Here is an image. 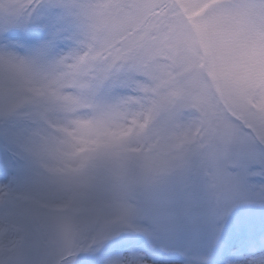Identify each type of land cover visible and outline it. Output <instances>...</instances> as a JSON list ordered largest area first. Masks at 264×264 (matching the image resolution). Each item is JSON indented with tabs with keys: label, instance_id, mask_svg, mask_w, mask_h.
Here are the masks:
<instances>
[{
	"label": "clouds",
	"instance_id": "obj_1",
	"mask_svg": "<svg viewBox=\"0 0 264 264\" xmlns=\"http://www.w3.org/2000/svg\"><path fill=\"white\" fill-rule=\"evenodd\" d=\"M18 2L34 13L32 19L47 13L68 47L59 53L52 49L33 63L32 50L0 39V146L19 168L12 183L0 185V248L21 247L26 264H108L113 257L155 264L163 249L147 213L190 202L188 208L204 218L230 207L249 188L210 186L202 115L190 106L192 97H202V107L222 110L221 92L245 83L244 63L229 44L234 22L216 11L239 0H204L205 29L185 34L187 43L179 48L182 59L195 62L179 77L186 95L162 112L154 104L169 89L151 91L156 82L129 73L126 66L115 69L101 88L79 86L81 78L95 85L104 67L102 59L91 56L108 37V26L95 40L92 35L101 24L98 6L117 0H74L70 7L57 0ZM106 11L116 14L113 7ZM81 56L85 64L77 74L73 66ZM8 59L18 67H10ZM262 90L264 80H258L257 93ZM12 106L11 115L5 114ZM8 129L19 132L13 142L3 136ZM253 171L264 177V169ZM258 190L264 193V185ZM259 203L264 211V199ZM130 225L147 231H133ZM126 233H142L145 246L132 255L112 251L111 242ZM36 234L42 237L39 244L29 239ZM257 243L264 250V232ZM199 255L206 264H216L210 253Z\"/></svg>",
	"mask_w": 264,
	"mask_h": 264
},
{
	"label": "snow or ice",
	"instance_id": "obj_2",
	"mask_svg": "<svg viewBox=\"0 0 264 264\" xmlns=\"http://www.w3.org/2000/svg\"><path fill=\"white\" fill-rule=\"evenodd\" d=\"M73 2L57 0L64 7L72 6ZM98 7L101 24L93 32L92 39H96V33L104 26H108L109 35L91 60L102 59L104 67L95 85L81 78L79 86L87 91L101 88L115 69L126 66L129 73L155 81L151 91L169 89L166 94H160L154 104L156 112L168 111L176 97L186 95L179 77L195 67L193 59L184 60L179 56L181 43H187L182 38L189 32L200 34L205 29L208 21L202 13L208 5L204 0H117ZM109 7L116 9L115 15L107 13ZM27 9H31V4ZM216 11L220 17L234 22L229 44L244 63L245 83L233 92H221L222 110L212 104L202 107V97H192L190 106L201 111L210 186L220 191L244 186L249 175L261 174L253 169H264V90L257 93L258 80H264V0H239L231 7H218ZM32 15L18 0H0V39L25 29L32 22ZM57 38L53 32L32 49L33 63H39L48 55ZM7 63L10 67H18L11 59ZM84 64L85 56H81L73 66L77 74H82ZM144 90L149 89L145 87ZM53 95L59 98L58 90ZM13 111L14 106L5 114L11 115ZM3 136L6 141L13 142L19 132L8 129ZM189 206L190 202H186V207ZM172 211L170 206L162 207L155 214L147 213L145 218L156 224ZM130 227L136 232L147 231L140 226ZM29 239L37 244L42 241L39 234ZM0 264H26L25 253L19 246L0 248ZM108 264H143V261L113 257ZM200 264L206 261L201 259ZM251 264H264V255L253 259Z\"/></svg>",
	"mask_w": 264,
	"mask_h": 264
},
{
	"label": "rangeland",
	"instance_id": "obj_3",
	"mask_svg": "<svg viewBox=\"0 0 264 264\" xmlns=\"http://www.w3.org/2000/svg\"><path fill=\"white\" fill-rule=\"evenodd\" d=\"M53 32L50 16L42 13L25 29L18 30L12 37L3 40L15 47L32 50ZM67 47L68 41L58 37L53 50L64 52ZM9 157L10 153L0 146V185L12 183L19 174V168L12 166ZM247 184L249 188L239 193V198L230 207L204 218L186 206L173 208L171 215L162 216L154 224L163 249L155 256V264H173L174 260H164L168 254H179L181 259L175 260L178 264H187L189 259L193 264H198L199 254L203 252L218 259L219 264H247L248 261L264 255V250L257 243L264 232V211L259 203L264 199V193L258 190L260 185H264V177L249 175ZM145 241L146 237L142 233H126L116 237L111 245L116 252V248L133 242L134 246L130 249L116 252L132 255L138 252L137 245L142 248L145 246Z\"/></svg>",
	"mask_w": 264,
	"mask_h": 264
},
{
	"label": "bare ground",
	"instance_id": "obj_4",
	"mask_svg": "<svg viewBox=\"0 0 264 264\" xmlns=\"http://www.w3.org/2000/svg\"><path fill=\"white\" fill-rule=\"evenodd\" d=\"M40 38H41V37H40ZM257 257H258V256H257ZM173 264H178V263H176V261L174 260V261H173Z\"/></svg>",
	"mask_w": 264,
	"mask_h": 264
}]
</instances>
